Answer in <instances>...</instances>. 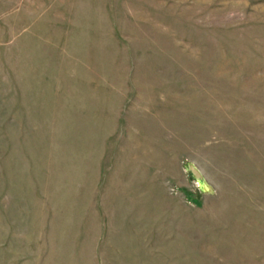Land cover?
<instances>
[{"label": "rangeland", "instance_id": "rangeland-1", "mask_svg": "<svg viewBox=\"0 0 264 264\" xmlns=\"http://www.w3.org/2000/svg\"><path fill=\"white\" fill-rule=\"evenodd\" d=\"M0 264H264V0H0Z\"/></svg>", "mask_w": 264, "mask_h": 264}, {"label": "water", "instance_id": "water-1", "mask_svg": "<svg viewBox=\"0 0 264 264\" xmlns=\"http://www.w3.org/2000/svg\"><path fill=\"white\" fill-rule=\"evenodd\" d=\"M187 170L191 173L192 177L197 181L200 190L204 193H214L213 186L209 183L201 168L195 163L188 162Z\"/></svg>", "mask_w": 264, "mask_h": 264}]
</instances>
